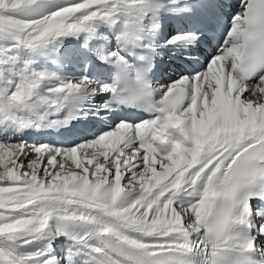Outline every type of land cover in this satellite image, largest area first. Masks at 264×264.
Listing matches in <instances>:
<instances>
[{"label": "snow or ice", "instance_id": "snow-or-ice-1", "mask_svg": "<svg viewBox=\"0 0 264 264\" xmlns=\"http://www.w3.org/2000/svg\"><path fill=\"white\" fill-rule=\"evenodd\" d=\"M0 264H264V0H0Z\"/></svg>", "mask_w": 264, "mask_h": 264}]
</instances>
